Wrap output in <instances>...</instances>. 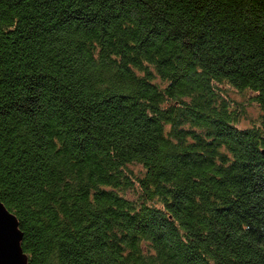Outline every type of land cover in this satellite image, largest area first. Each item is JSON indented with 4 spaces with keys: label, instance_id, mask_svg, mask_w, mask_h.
Wrapping results in <instances>:
<instances>
[{
    "label": "trees",
    "instance_id": "16d2710c",
    "mask_svg": "<svg viewBox=\"0 0 264 264\" xmlns=\"http://www.w3.org/2000/svg\"><path fill=\"white\" fill-rule=\"evenodd\" d=\"M0 200L27 264H264V0H0Z\"/></svg>",
    "mask_w": 264,
    "mask_h": 264
},
{
    "label": "water",
    "instance_id": "95a60500",
    "mask_svg": "<svg viewBox=\"0 0 264 264\" xmlns=\"http://www.w3.org/2000/svg\"><path fill=\"white\" fill-rule=\"evenodd\" d=\"M17 217L0 200V264H27Z\"/></svg>",
    "mask_w": 264,
    "mask_h": 264
},
{
    "label": "rangeland",
    "instance_id": "374dc122",
    "mask_svg": "<svg viewBox=\"0 0 264 264\" xmlns=\"http://www.w3.org/2000/svg\"><path fill=\"white\" fill-rule=\"evenodd\" d=\"M251 112L253 113L252 115H254L255 114V109H251ZM244 123H246V120L244 121Z\"/></svg>",
    "mask_w": 264,
    "mask_h": 264
}]
</instances>
